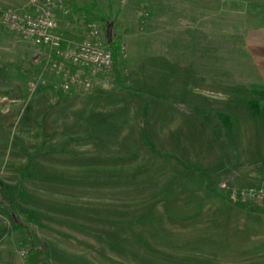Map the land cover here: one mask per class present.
Segmentation results:
<instances>
[{
    "label": "rangeland",
    "instance_id": "rangeland-1",
    "mask_svg": "<svg viewBox=\"0 0 264 264\" xmlns=\"http://www.w3.org/2000/svg\"><path fill=\"white\" fill-rule=\"evenodd\" d=\"M176 1L71 0L91 11L71 10L62 32L79 40L89 19L102 35L112 25L128 88L111 71L91 90L60 91L37 48L0 19V264H27L31 245L46 248L38 264H201L210 249L239 251L219 264H264V158L228 156L222 136L211 139L210 113L223 107L192 68L203 13ZM251 15L233 13L227 29L236 86L250 80ZM181 26L184 67L169 71Z\"/></svg>",
    "mask_w": 264,
    "mask_h": 264
},
{
    "label": "crops",
    "instance_id": "crops-1",
    "mask_svg": "<svg viewBox=\"0 0 264 264\" xmlns=\"http://www.w3.org/2000/svg\"><path fill=\"white\" fill-rule=\"evenodd\" d=\"M184 1H176L177 7L180 5L182 11L185 6ZM164 2L161 1L160 4H157L167 8L169 3ZM202 2L200 0L192 1L195 12L201 9L200 13H203L198 18H194L196 22L193 27L192 68L193 77L195 81L198 80V83H200V78L207 75L208 91L215 95L214 101L223 107L210 113V133L219 135L214 138L211 136V139L219 141L222 136L228 156L264 158V0H251L250 2L248 0H208ZM157 4L151 2L150 6L154 9ZM0 6L25 10L28 8V0H0ZM239 12L251 13V19H255V21L251 20L254 23L252 22V26L246 27L245 33L241 36L244 56L242 59L248 62L251 70L247 87L244 86L243 81L238 86L236 83L234 84L233 36L231 31H227V29H232L233 13ZM61 25H64V19L61 20ZM177 28L178 30L175 32L176 44L180 45V48L167 52L166 68L169 71L173 70L174 63H176L177 71H180L181 68L179 63H182V68L184 67V27ZM219 29H223V31L218 33ZM218 45L224 46V48L220 49ZM170 58L171 60H169ZM206 60L207 68L201 65V62H206ZM206 69L207 71H205ZM238 93L240 94L239 100L243 102L240 105L230 102L233 101V94ZM210 103L213 107V102ZM219 147L221 146L219 145ZM243 165L246 167L244 174L254 171L245 161L241 162V167ZM255 166H257L255 170L257 172L260 167L264 170V161L255 163ZM219 253L234 254L239 251L210 249L208 253H205L209 255L200 256L198 261L201 264H219L221 262L218 260L224 261V259L233 257L228 255L221 257L218 256ZM248 260V257L245 258L247 264H249Z\"/></svg>",
    "mask_w": 264,
    "mask_h": 264
},
{
    "label": "built area",
    "instance_id": "built-area-1",
    "mask_svg": "<svg viewBox=\"0 0 264 264\" xmlns=\"http://www.w3.org/2000/svg\"><path fill=\"white\" fill-rule=\"evenodd\" d=\"M70 5L71 0H28L25 10L0 6L3 28L37 48L56 88L64 93L91 90L113 68L111 51L104 47L96 22L86 23L79 40L62 32L61 20L71 14ZM249 195L262 198L259 192Z\"/></svg>",
    "mask_w": 264,
    "mask_h": 264
},
{
    "label": "trees",
    "instance_id": "trees-1",
    "mask_svg": "<svg viewBox=\"0 0 264 264\" xmlns=\"http://www.w3.org/2000/svg\"><path fill=\"white\" fill-rule=\"evenodd\" d=\"M75 4L72 2L70 7L71 10L76 11L80 10L85 13H90L91 10L88 9H77ZM89 22H93V19H89ZM105 36V35H104ZM111 36V42L108 44V47L112 54V60H113V76H114V85L117 87H123L128 88L127 85V78L125 77V71L127 70L126 62L123 58V56L120 53V49L118 47V43L114 42L112 40ZM106 40V39H105ZM46 248L44 246H41L40 248L31 245L29 249L27 250V264H38L44 257H45Z\"/></svg>",
    "mask_w": 264,
    "mask_h": 264
},
{
    "label": "water",
    "instance_id": "water-1",
    "mask_svg": "<svg viewBox=\"0 0 264 264\" xmlns=\"http://www.w3.org/2000/svg\"><path fill=\"white\" fill-rule=\"evenodd\" d=\"M111 30H112V25L110 24L107 25L105 30V39L108 44L111 42Z\"/></svg>",
    "mask_w": 264,
    "mask_h": 264
}]
</instances>
